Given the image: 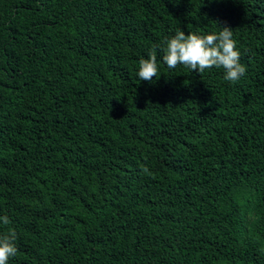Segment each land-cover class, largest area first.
I'll use <instances>...</instances> for the list:
<instances>
[{
  "label": "trees",
  "instance_id": "trees-1",
  "mask_svg": "<svg viewBox=\"0 0 264 264\" xmlns=\"http://www.w3.org/2000/svg\"><path fill=\"white\" fill-rule=\"evenodd\" d=\"M225 26L239 81L163 63ZM5 215L8 264H264V0H0Z\"/></svg>",
  "mask_w": 264,
  "mask_h": 264
},
{
  "label": "clouds",
  "instance_id": "clouds-1",
  "mask_svg": "<svg viewBox=\"0 0 264 264\" xmlns=\"http://www.w3.org/2000/svg\"><path fill=\"white\" fill-rule=\"evenodd\" d=\"M218 32L198 35L189 32L187 35L179 29L175 35L161 44H154L148 53V58H141L138 62L137 76L140 81L150 82L158 75L157 54L162 48L163 63L169 69L183 65L199 75L207 69L222 68L224 80L235 83L245 74L246 67L240 62L241 53L236 48L231 28L219 27ZM147 172L148 169L144 168ZM11 223L8 216H0V224L7 226ZM17 233L14 228L0 233V264H8L10 257L16 256Z\"/></svg>",
  "mask_w": 264,
  "mask_h": 264
}]
</instances>
